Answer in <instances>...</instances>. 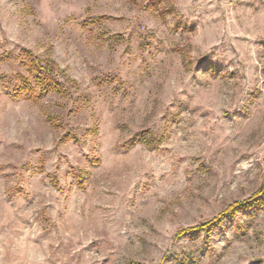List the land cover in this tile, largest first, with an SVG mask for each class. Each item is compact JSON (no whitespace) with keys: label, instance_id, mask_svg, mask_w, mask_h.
<instances>
[{"label":"rangeland","instance_id":"obj_1","mask_svg":"<svg viewBox=\"0 0 264 264\" xmlns=\"http://www.w3.org/2000/svg\"><path fill=\"white\" fill-rule=\"evenodd\" d=\"M0 264H264V0H0Z\"/></svg>","mask_w":264,"mask_h":264},{"label":"trees","instance_id":"obj_2","mask_svg":"<svg viewBox=\"0 0 264 264\" xmlns=\"http://www.w3.org/2000/svg\"><path fill=\"white\" fill-rule=\"evenodd\" d=\"M31 68L30 71L36 76L37 85L40 87V94L35 93V88L30 84V82L26 79L22 81V85L20 87H16L14 89V99H19L20 97H29L32 99L38 100L42 95H44L47 91L57 90L60 89V85L57 80L54 79L55 73V66L54 64H42V61L39 59H34L30 63ZM63 93V91H62ZM250 202H246L243 204H236L232 208L226 210L223 214L219 215L218 217L214 218L213 221L209 222V224L219 223L220 220L226 217H231L235 215L240 209L249 207ZM200 230V228H194Z\"/></svg>","mask_w":264,"mask_h":264}]
</instances>
